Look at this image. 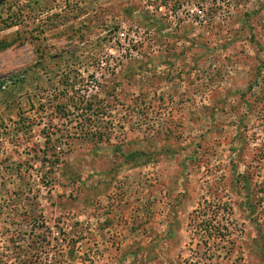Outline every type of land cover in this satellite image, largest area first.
I'll use <instances>...</instances> for the list:
<instances>
[{"label":"rangeland","instance_id":"obj_1","mask_svg":"<svg viewBox=\"0 0 264 264\" xmlns=\"http://www.w3.org/2000/svg\"><path fill=\"white\" fill-rule=\"evenodd\" d=\"M0 264H264V0H0Z\"/></svg>","mask_w":264,"mask_h":264}]
</instances>
